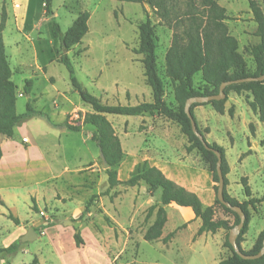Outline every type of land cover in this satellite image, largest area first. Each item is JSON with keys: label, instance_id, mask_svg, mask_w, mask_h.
I'll use <instances>...</instances> for the list:
<instances>
[{"label": "rangeland", "instance_id": "rangeland-1", "mask_svg": "<svg viewBox=\"0 0 264 264\" xmlns=\"http://www.w3.org/2000/svg\"><path fill=\"white\" fill-rule=\"evenodd\" d=\"M255 1L264 11V0ZM1 2L2 0H0V6ZM217 2L227 9L229 13L227 15L231 19L227 22L230 33L238 39L239 51L244 55L250 71L254 72L255 65L247 50L258 45L260 39L255 36L257 24L250 11L248 0H217ZM9 4L7 2V7ZM4 6L6 8V3ZM52 9L63 33L67 32L81 13H90L89 33L79 46L74 47L68 53V56L74 66L79 83L102 104L109 106H137L144 102H152L151 89L146 85L144 77L142 56L134 53L140 44L139 26L149 18L155 27L157 65L159 75L165 85V101L171 108L177 110L178 105L175 102L173 85L167 77L165 65V56L172 43L173 30L161 22L160 18L155 16L148 6L107 0H52ZM31 10L32 12L22 22V25H42V38L50 37L54 40L51 33V19L46 16L45 11L44 15L42 14L43 10L39 0H32ZM23 48H25L26 57L29 59L28 69L23 76L15 77L14 81L18 85L19 91H22L25 80L32 79L35 83L33 93L36 99L35 106L47 113L56 124L59 122L57 127L63 128L61 135L56 131L57 139L54 138V147L50 149V152L54 157L56 154L61 156L60 165L57 162V168L64 165L71 170L70 174L65 175V183L86 186L93 193L91 196L85 197L81 205L85 207L89 205L90 213L83 220L79 219L74 222L73 226L68 225L66 228L77 230V224L79 226L87 222L92 230L102 233L104 236L102 244L105 246L112 264H219L229 257L230 252L224 247L228 235L226 231L221 230L216 235L206 234L207 236L198 237L195 234L198 224L192 223L187 229V225H182V214L172 209H168V215L172 219L175 218L178 228L175 230L177 226L172 222L173 224L170 223L167 226L166 233L170 232V229L176 231L174 239L167 244L162 241H144V234L154 222L152 219L155 217L148 222L145 221L148 209L139 206L138 196H135V192L132 194L128 187L120 186L116 189L117 192L105 195L109 186L108 177L102 165L97 144L95 145L90 140L95 129L83 124L85 116L93 113V110L81 101L80 96L71 85L67 69L59 63L61 57L59 42L55 41L48 47L44 42L39 45L31 43ZM194 81L197 89L203 88L201 74H198ZM237 97L246 106H248V100H253L251 92H243L241 95L231 93L226 103L224 117H213L211 111H215L214 108L204 106V104L196 107L194 111L203 131L210 133V128L207 129L204 125V122L209 123L217 138L224 144H228L231 151L229 160L233 164V172L231 169L230 173L236 179V185L240 186V191H236L239 192L238 198L242 202L244 201L246 195L243 184H247L254 196L253 199L263 200L262 203L257 204L255 210H250L251 223L245 237L246 241L243 243L244 249L249 251L260 233L264 231V124L260 122L259 116L255 113L260 124L252 118L253 122H250L248 126L244 121V116L234 118L238 107L233 104L232 99L235 100ZM28 100L27 96L18 99V114L25 113ZM57 106L60 109L56 108ZM232 107L233 117H230L228 111ZM64 112L67 114L62 117ZM158 117L168 123L163 127L174 137L173 139L178 140V137H182L185 139L187 147V138L181 133L180 128L158 115L153 117L107 116V119L112 124L115 133L122 138L127 151L129 150L127 148L128 137L141 133L148 134L150 127L156 130ZM36 121L40 123L41 120ZM41 122L43 125L48 124L45 120ZM66 124L69 127H80L81 130L80 132L70 131L65 127ZM41 127L42 124H38V122L31 125L34 136L42 133ZM251 127L254 129V134L251 132ZM209 133L206 135L207 137ZM247 137L248 142L250 140L251 150L243 155L242 153L247 152L248 148ZM177 140V144L180 143L179 145L182 146L183 143ZM209 141L213 142L211 138ZM131 145L137 146L138 142L134 139ZM135 149L136 147H133L130 150L134 151ZM192 157L200 169L208 171V166L203 162L199 153L193 152ZM124 160H126V154ZM77 168L78 171H74ZM216 187L218 184L215 183ZM48 214L49 221L46 220V225L51 220L57 223V218L50 216L51 213ZM91 214L93 215L91 216ZM19 216L24 221L31 223L37 218H42L35 217V213L31 214L29 209L23 206L19 209ZM106 216L115 224L117 235L114 228L109 227L106 222ZM217 216L229 219L232 224L235 221L233 216L226 214L221 209L218 210ZM4 231L9 232H6V236L2 237L1 247L9 248L13 244L20 243L23 244L22 247H25L27 252L18 251L14 257L9 259L13 264H32L37 258L35 256L38 255L39 250L45 252L48 249V237L22 243L27 231L21 228L18 232L17 226L12 220L5 219L3 221L0 219V234L2 235ZM64 241L67 251L70 252L71 248L66 242V238ZM51 256L49 255L48 258L51 259ZM4 260L0 256V264H6Z\"/></svg>", "mask_w": 264, "mask_h": 264}, {"label": "trees", "instance_id": "trees-1", "mask_svg": "<svg viewBox=\"0 0 264 264\" xmlns=\"http://www.w3.org/2000/svg\"><path fill=\"white\" fill-rule=\"evenodd\" d=\"M111 2H121L129 4H138L148 6L153 14L160 18L161 22L173 30L172 43L165 56L166 74L173 85L175 102L178 105L177 110L165 101V85L159 75L157 65V44L155 37V27L152 21L147 20L139 26V48L134 51L136 55L142 56V65L144 67V77L146 85L151 89L152 102L142 103L137 106H109L102 104L101 101L91 95L77 80L74 66L68 56V53L76 46H79L89 33V22L91 15L89 12L81 13L73 22L72 26L63 33L59 23L56 20L52 9V0H43L45 14L51 19V33L55 41L60 43L61 57L59 63L64 65L69 73L71 85L80 96L81 101L89 105L93 113L87 114L83 124L95 129L92 135V141L97 144L102 151L104 159L108 165L105 173L108 177L109 188L105 195L112 190L125 186L128 188L140 187L144 184L148 193L155 194L160 192V203L151 206L146 214L145 221H150L155 217L154 222L148 227L144 234V241L159 242L164 244L171 242L176 233H171L165 239H162L164 228L168 222L166 208L176 205L180 208H190L195 214L196 219L201 221V227L197 236L205 234L216 235L223 230L228 233L224 247L229 250L230 256L222 260L219 264H264V256L258 260L250 261L242 259L233 247L228 238L230 232L240 224V217L230 209L222 205L217 196L213 206L204 209L201 199L194 194H188L183 188H175L173 183L168 180L161 172L152 173L147 169L146 164H140L128 181L119 179L118 169L125 159V154L121 141L107 116L123 117H146L158 115L171 123L176 124L181 133L187 138L188 145L186 153L197 152L201 155L203 162L208 166V172L213 176L214 183H219L217 175L218 157L212 152L206 150L203 143L197 138L192 129V122L185 113V106L188 100L196 97H211L219 94L222 84L236 82L249 78H260L264 76V11L255 0H248L250 11L254 21L257 24L255 36L260 39V43L247 50L252 57L255 71L251 72L247 61L240 53V44L237 38L231 33L227 25L230 17L225 8L219 5L217 0H107ZM8 16L5 6L0 11V137L6 140H12L16 129L32 118L44 119L50 126L52 124L49 115L35 108V101L29 99L26 104V111L19 115L17 112V103L20 95L31 96L33 90V81L27 80L23 87V93H18L19 87L12 80L13 72L10 67L6 48L4 44L3 33L6 29ZM201 74L203 88L195 87V77ZM243 92H251L253 100L247 101L248 106L253 113L259 116V120L264 124V82H252L235 84L225 90L226 99L220 102H211L204 106H212L214 110L225 115L226 103L231 93L241 95ZM201 105L195 104L191 107V114L196 123L197 131L204 137L207 146L218 152L221 156V170L224 176L225 201L234 207H240L245 215L246 222L240 235L237 238V244L240 252L246 256H255L260 253L264 247V231L260 233L252 249L244 250L243 243L249 231L251 223V209H256L258 203L263 200L252 198L250 188L244 185L247 200L240 203L237 199L230 196L227 188L229 186L228 175L230 167L227 161L226 150L207 141L209 131H203L199 126L195 116V108ZM230 117H233V107L228 111ZM65 127L74 132H80V127ZM254 134V129L251 127ZM2 159V150L0 148V161ZM104 167V162L102 160ZM218 187L215 188V194ZM165 205V208L161 206ZM221 209L226 214L234 217L232 224L229 219L218 218L217 212ZM34 211L37 208L34 206ZM90 213V206L82 217L83 220ZM15 225L19 226L20 221L9 215ZM109 227L117 230L115 224L109 217H105ZM54 224L48 222L46 226H41L36 230H45L53 227ZM76 243L83 246L84 240L79 231L74 236ZM21 244L16 243L9 248L0 247V256L11 264L9 259L14 257ZM32 264H39L34 259Z\"/></svg>", "mask_w": 264, "mask_h": 264}, {"label": "crops", "instance_id": "crops-1", "mask_svg": "<svg viewBox=\"0 0 264 264\" xmlns=\"http://www.w3.org/2000/svg\"><path fill=\"white\" fill-rule=\"evenodd\" d=\"M7 2L10 3L8 7ZM1 3L0 10L4 6V3H6L8 21L3 33V38L6 54L13 72L12 80L14 81L15 77L23 76V74L26 73V69H28L29 59L26 57V51L23 47L31 43L39 45L42 42L48 47L53 45L55 40L50 39V37L47 39L42 38V25H22V22L26 20L27 16L32 12V0H2ZM39 3L43 10L42 14L44 15L45 4L43 0H39ZM227 14L229 15L228 11ZM10 24L13 25V27H10ZM27 80H25V82ZM15 84L17 85L16 82ZM34 87L35 83L33 81L32 94L27 97L28 99L36 101L33 95ZM18 93H23V88L22 91L18 90ZM24 97L26 96L23 95V97L20 98ZM232 100L233 104L238 107L234 118H242V116H244V121L248 126L250 122H253L252 118H254L255 122L260 124L255 114L242 102V100L238 97L235 100ZM56 105L57 104L55 103V106ZM35 108L39 110L36 106ZM56 108L60 109L58 106ZM65 114H67V112H64L61 116L63 117ZM211 114L213 117L225 116H220L215 111H211ZM50 119L55 126L59 123L57 122L56 124L51 117ZM157 119L158 126H156V128H158L156 130L150 127V132H148V134L141 133L135 134L133 137H128V152L126 151V146L124 145L122 138L117 135L121 141L124 154H126V160L123 161L119 168V179L124 182L130 180L133 173L136 171V168L140 164H146L147 169L152 173L161 172L164 174L165 177L173 183L176 189L183 188L188 194L197 195L201 199L204 209L213 206L216 195L212 174L202 168L200 169L197 162L193 161L192 154L186 153L185 139L178 136V140L173 139L174 137L163 127L164 124L168 123L163 119H159V117ZM36 120L44 121V119L41 118H32L16 129L15 136L12 140H6L0 137V148L2 150V159L0 161V219L3 221L5 219L10 220L9 215H13L14 218L20 221V225H16L18 232H20L19 230L21 228H24L27 233L30 229H33L38 236L35 241L42 238H49L47 245L48 249L45 252L39 250L38 255L35 256L37 257L35 259L38 260L39 264H112L110 256L106 252L105 246L102 244V240H104L102 233H97V231L92 230L87 225V222L80 224L79 226L77 224V230L66 228L67 226L63 225V222H72L74 224V222H77V220L82 217L86 210L85 206H81L82 202L85 200V197L91 196L93 193L91 190L87 189L86 186L82 187L79 184L65 183V175L67 173L70 174L71 170L64 165H61L59 168L56 166L58 164L60 165L59 159L61 156L57 154L55 157L52 156L50 149L54 147V138L57 139L55 135L56 131L61 135L63 134V128L57 126L53 127L48 124L47 127V125H43L40 121L42 124L41 129L43 131L37 136H34L31 130V125H34V122L40 124L39 121ZM197 121L199 124V119H197ZM204 125L205 128H210L211 130L207 137V141L211 143L209 141L211 138L213 141L211 144L215 143L226 150L227 161L230 170L232 169L233 172V164L229 160L231 151L228 144H224L217 138L209 123L207 124L204 122ZM199 126L201 127V125ZM134 139L138 142L137 146L131 145L132 140ZM90 140L92 141V136ZM176 140L182 142V146L179 145L180 143L177 144ZM94 144L96 145V143ZM247 145V152L242 153L243 155L251 150L248 137ZM133 147H136V149L131 151L130 149H133ZM231 147L234 146L231 145ZM57 162L59 163L57 164ZM74 171H78V168ZM227 178L229 180L227 190L230 196L242 203L238 198L239 192H236L240 191V186L236 185V179L231 176V173H229ZM116 189L111 191V195L114 192H117ZM129 189L132 194L135 192V196H138L139 206L149 209L151 206L160 203V192L152 195L148 193V189L144 184L140 187ZM253 197L254 196L252 195V198ZM244 198L245 199L243 200L246 201L247 198ZM22 206L27 207L31 214L35 213V217L38 216L42 218H37V220L32 223L30 221H24L19 216V209ZM34 206L37 208V212L33 210ZM177 208L180 207L171 205L166 208L168 222L164 228L162 239H165L171 233L176 232L170 229V232L166 233V228L170 223L173 222L175 225L177 223L175 218L172 219V217L168 215V209H172L175 212L182 214V225H187V229L192 223L198 224L197 232L201 227V221L196 219L192 209ZM48 213H51L50 216L57 218V223L51 220L50 223L54 224L53 227L36 232L41 226L46 225V220L49 221ZM92 215L93 214H91V216ZM152 220L154 221L155 219ZM177 228L178 226L175 227V230ZM85 229L88 230L86 231ZM76 231L81 233L85 243L83 246H79L76 243L74 238ZM6 232L4 231L2 235L0 234V244L2 237L6 236ZM197 232L195 234H197ZM22 235L24 236L25 234L23 233ZM204 236L207 235L205 234ZM65 238L71 248L70 252H68L67 247H65ZM22 245L23 244H21L19 251L27 253L25 247H22ZM243 246L245 247V245ZM49 255H52L51 259L48 258ZM53 255L55 256V260Z\"/></svg>", "mask_w": 264, "mask_h": 264}, {"label": "water", "instance_id": "water-1", "mask_svg": "<svg viewBox=\"0 0 264 264\" xmlns=\"http://www.w3.org/2000/svg\"><path fill=\"white\" fill-rule=\"evenodd\" d=\"M252 82H264V76L260 77V78H249L246 80H240V81H236V82H228V83H224L221 85L220 90H219V94L216 96H211V97H196V98H192L190 100L187 101L186 106H185V113L187 115V117L191 120L192 122V129L194 134L197 136V138L203 143V145L205 146L206 150L208 151H212L217 157H218V164H217V175L219 178V183H218V190L216 193V196L219 200V202L224 205L226 208L230 209L232 212L236 213L239 217H240V224L237 225L236 227H234V229L230 232L229 234V238L228 241L230 243V245L233 247V249L236 251V253L244 260H250V261H254V260H258L260 258H262L264 256V247L263 249L260 251V253L258 255L255 256H246L244 254H242L240 252V249L238 247L237 244V238L240 235L242 229L245 226V222H246V215L244 213V211L240 208V207H234L232 206L230 203L225 201L224 198V190H225V182H224V176L221 170V156L218 152H215L214 150L210 149L205 140L204 137L197 131L196 128V123L193 120L192 114H191V107L195 104L198 105H203V104H208L211 102H220V101H224L226 99V94H225V90L232 85L235 84H243V83H252ZM100 152V156L104 162V169L107 170L108 169V165L104 159L103 153L101 150H99ZM161 206L163 208H165V205L161 204ZM63 225L65 226H73L74 224L72 222H63ZM38 238L37 234L35 233V231L33 229H30L26 235V237L23 239L22 243H29V242H33Z\"/></svg>", "mask_w": 264, "mask_h": 264}, {"label": "built area", "instance_id": "built-area-1", "mask_svg": "<svg viewBox=\"0 0 264 264\" xmlns=\"http://www.w3.org/2000/svg\"><path fill=\"white\" fill-rule=\"evenodd\" d=\"M20 97H23V95H20ZM25 142H27V141H25Z\"/></svg>", "mask_w": 264, "mask_h": 264}]
</instances>
